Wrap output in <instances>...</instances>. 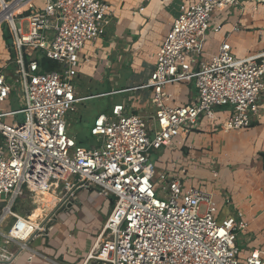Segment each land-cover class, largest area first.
Segmentation results:
<instances>
[{"label":"built area","instance_id":"built-area-1","mask_svg":"<svg viewBox=\"0 0 264 264\" xmlns=\"http://www.w3.org/2000/svg\"><path fill=\"white\" fill-rule=\"evenodd\" d=\"M1 1L0 12L6 11L0 25L6 24L12 53L0 63V264H14L23 252L24 264H65L29 246L47 234L51 214L36 226L12 210L17 198L34 194V188L52 192L58 204L80 189L110 202L81 264H264V243L240 247V235L247 236L246 244L256 238L240 210L217 223V204L192 173L195 164L187 154L192 148L188 136L200 116L216 120L215 108L226 106L230 115L222 129L239 130L258 114L264 60L236 58L226 41L209 58L202 51L213 12L239 0L182 2L149 78L136 87L151 89L153 114L136 113L126 102L112 104L94 117L89 132L95 143L89 147L69 134L67 116L87 98L78 95L75 82L79 52L105 33L113 14L110 4ZM41 57L57 62L56 69H44ZM9 65L12 74L6 72ZM180 82H193L195 98L174 104L173 94L164 88ZM11 83L18 87L21 106L2 110ZM18 114L12 123L4 119ZM94 208L99 210L101 203ZM23 226L30 229L25 238L17 234ZM10 242L15 250L9 249Z\"/></svg>","mask_w":264,"mask_h":264},{"label":"crops","instance_id":"crops-1","mask_svg":"<svg viewBox=\"0 0 264 264\" xmlns=\"http://www.w3.org/2000/svg\"><path fill=\"white\" fill-rule=\"evenodd\" d=\"M105 1L110 4L113 14L105 33L86 42L79 52L82 63L77 76L82 81L77 82L78 86H86V75L94 77L93 83L88 82L90 88H95L93 85L104 80L112 81L111 85L115 87L106 90L96 88L98 93L95 96L118 95L110 108L114 103L126 102L132 111L149 117L154 112L150 101L151 89L136 87L149 78L158 48L178 14L179 5L196 0ZM216 26L218 29L214 30ZM224 41L230 44L231 53L236 58L257 57L264 60V0H239L235 6L213 12L212 24L203 43L204 57L214 55ZM170 85L169 93L173 94L174 104H183L195 98L193 82ZM215 115L217 119L213 121L200 116L188 136L192 148L190 151L187 149V154L195 164L191 171L212 193L215 202L237 207L235 209L243 213L248 226L253 227L250 235L258 233L262 231L260 224L264 222V89L259 99L258 114L253 117L250 126L239 130L222 129L221 123L230 115L226 106L216 107ZM93 119H90V125ZM69 126L68 121V132L76 139ZM33 191L50 197L49 192L35 188ZM84 201L85 206L93 211L91 203ZM77 238L69 240L74 255H67L65 251V255H61L59 248L57 253L64 258V263L80 264L94 242L93 238L87 249V234L79 231ZM57 247L59 244L50 248L55 251ZM26 254L21 253L14 264H24ZM35 264L41 263L36 260Z\"/></svg>","mask_w":264,"mask_h":264},{"label":"rangeland","instance_id":"rangeland-1","mask_svg":"<svg viewBox=\"0 0 264 264\" xmlns=\"http://www.w3.org/2000/svg\"><path fill=\"white\" fill-rule=\"evenodd\" d=\"M42 0H37V5H42ZM3 18V17H2ZM1 18V19H2ZM8 30L5 23L0 25V63L2 59L7 58L11 55V48L10 44H8L5 36L7 35ZM9 47V48H8ZM13 67L9 65L6 72L8 74H12ZM80 76L75 77V82L77 84V91L78 95L86 96V100L81 101L77 104V110L75 112H70L67 116L69 121V128L70 131L75 134L76 141L85 147H89L91 144L95 143V138L89 132L90 128V119H93L99 112H108L110 110L111 102L118 96H101L96 97L97 89L98 90H106L111 87H115L112 84V81L104 80L99 82L98 84L93 85L95 88L89 87L90 83H93L94 77L85 76L87 80H85L86 86L80 85L78 86V81H82ZM79 79V80H78ZM13 90L10 94V97L7 98L4 103L1 104L2 110H10V109H17L20 108V98H19V90L16 84H13ZM97 88V89H96ZM171 89V85H167L164 90L169 92ZM93 95V96H91ZM96 95V96H95ZM91 96V97H88ZM95 96V97H94ZM85 99V98H84ZM166 104H170V102H165ZM174 103V102H173ZM20 115H12L11 117L4 118L7 123H12L13 120L19 119ZM34 192V191H33ZM40 194V195H39ZM45 194V193H44ZM44 194L41 193L36 194L34 192H26L22 197L17 198L14 206L13 211L14 213L27 217L28 220L32 222H37L41 218H43L47 214H52L55 211L56 218L52 221L51 226L48 229V233L45 235H41L35 237L29 242V246L34 248L36 251L42 252L48 255L50 258H60V255L57 253L59 248H61V255H74L73 249L70 247V238L74 237L77 238V234L79 231H83L87 234L88 239L86 247L88 249L89 242L95 238L96 234L105 223L106 217L110 212L111 205L109 201L102 200L100 197H95L92 191H87L80 189L75 190L74 194L69 198V201H63L62 203L56 204V196H50L48 198L44 197ZM92 196L93 200L91 201L92 206L94 207L96 203H101V208L99 210L93 208L90 204L89 206L92 207L93 211L89 210L85 205V201L88 197ZM218 212L216 214V221L217 223H221V221L229 215L230 211H237V207H227L220 203L219 201L216 202ZM74 206V207H73ZM94 210L99 214L96 216ZM101 215V216H100ZM12 221L10 218L8 220V225ZM25 224V223H24ZM8 225H4L2 227L3 230L7 231ZM27 226V225H26ZM262 231L264 232V222L260 224ZM25 226L20 228V231L17 233L19 237L25 238L26 234L29 232L28 229L25 231ZM248 232L253 231L252 226H248ZM69 234H67V233ZM65 234V235H64ZM256 234V238L246 244L247 236H242V241L240 247L243 249H247L248 247L252 246H259L264 243V234L261 236L258 233ZM64 235V237H63ZM69 235V236H67ZM71 236V237H70ZM81 236V234H80ZM83 236V235H82ZM63 237V239H61ZM66 239V240H65ZM78 241V238L76 239ZM11 243V242H10ZM57 249L54 248L55 251H52L53 245H58ZM8 247V245H7ZM51 247V248H50ZM10 250L16 249V244L11 243L9 244ZM86 249V250H87ZM65 251V252H64ZM245 255V252H243ZM243 256H241L242 258ZM62 259V258H61ZM64 261V258L62 259ZM83 261V260H82ZM65 264H67L65 262ZM81 264V263H80ZM87 264H102L100 261L97 260H90Z\"/></svg>","mask_w":264,"mask_h":264},{"label":"trees","instance_id":"trees-1","mask_svg":"<svg viewBox=\"0 0 264 264\" xmlns=\"http://www.w3.org/2000/svg\"><path fill=\"white\" fill-rule=\"evenodd\" d=\"M5 38L8 40L10 38L9 34H7ZM40 64L44 69H56L57 67V62L46 57L40 58Z\"/></svg>","mask_w":264,"mask_h":264},{"label":"bare ground","instance_id":"bare-ground-1","mask_svg":"<svg viewBox=\"0 0 264 264\" xmlns=\"http://www.w3.org/2000/svg\"><path fill=\"white\" fill-rule=\"evenodd\" d=\"M1 1V0H0ZM2 2V1H1ZM5 11H6V9L4 10V11H2V12H0V20H1V18L2 17H4L5 16ZM12 11H14V10H10V12H12ZM46 193H50V196H55V194H53L52 192H50V191H45ZM56 199H57V197H56ZM56 202V201H55ZM54 202V203H55ZM40 220H42V218L40 219ZM40 220L39 221H37V222H33V223H31V221L30 220H28L31 224H33V225H36V226H39V222H40ZM26 224V223H25ZM27 225H29V223L27 224ZM26 229H28L29 231H30V229H29V227H27V228H25V231H26ZM28 235V233L26 234V236Z\"/></svg>","mask_w":264,"mask_h":264},{"label":"water","instance_id":"water-1","mask_svg":"<svg viewBox=\"0 0 264 264\" xmlns=\"http://www.w3.org/2000/svg\"><path fill=\"white\" fill-rule=\"evenodd\" d=\"M8 43L11 45L12 41L11 39H8ZM56 218L55 211L51 214V219L50 221L45 225V232L48 233V229L52 224V221Z\"/></svg>","mask_w":264,"mask_h":264}]
</instances>
